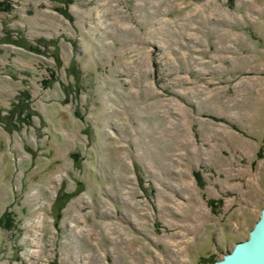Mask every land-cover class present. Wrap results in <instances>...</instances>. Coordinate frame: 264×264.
I'll list each match as a JSON object with an SVG mask.
<instances>
[{
	"label": "rangeland",
	"instance_id": "obj_1",
	"mask_svg": "<svg viewBox=\"0 0 264 264\" xmlns=\"http://www.w3.org/2000/svg\"><path fill=\"white\" fill-rule=\"evenodd\" d=\"M0 264H209L264 204V0H8Z\"/></svg>",
	"mask_w": 264,
	"mask_h": 264
},
{
	"label": "water",
	"instance_id": "obj_2",
	"mask_svg": "<svg viewBox=\"0 0 264 264\" xmlns=\"http://www.w3.org/2000/svg\"><path fill=\"white\" fill-rule=\"evenodd\" d=\"M211 264H264V204L247 238L236 241L228 252Z\"/></svg>",
	"mask_w": 264,
	"mask_h": 264
},
{
	"label": "trees",
	"instance_id": "obj_3",
	"mask_svg": "<svg viewBox=\"0 0 264 264\" xmlns=\"http://www.w3.org/2000/svg\"><path fill=\"white\" fill-rule=\"evenodd\" d=\"M66 4L71 3L73 0H64ZM11 9V5L8 0H0V11H9ZM215 260H211L209 264H211Z\"/></svg>",
	"mask_w": 264,
	"mask_h": 264
}]
</instances>
